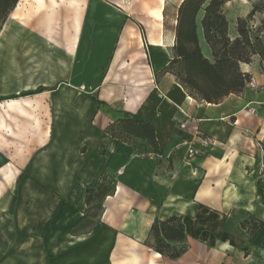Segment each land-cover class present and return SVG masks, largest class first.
<instances>
[{"label": "crops", "instance_id": "obj_1", "mask_svg": "<svg viewBox=\"0 0 264 264\" xmlns=\"http://www.w3.org/2000/svg\"><path fill=\"white\" fill-rule=\"evenodd\" d=\"M182 1L19 0L0 51L28 54L0 62V97L47 89L0 100V264H264V225L255 238L242 225L264 221V62L242 64V94L192 96L165 70ZM125 113L155 124L163 154L108 132ZM181 123L215 139L191 164ZM105 172L115 192L92 217L87 190ZM172 215L187 234L170 242L185 246L176 259L151 232Z\"/></svg>", "mask_w": 264, "mask_h": 264}, {"label": "trees", "instance_id": "obj_2", "mask_svg": "<svg viewBox=\"0 0 264 264\" xmlns=\"http://www.w3.org/2000/svg\"><path fill=\"white\" fill-rule=\"evenodd\" d=\"M230 0H183L178 8L173 58L166 66L185 89L195 98L210 103H218L230 94H242L252 81L251 73L244 71L242 64L250 63L259 54L264 60V44L258 35L248 27V20L237 19V35L231 36L229 20L224 6ZM19 0H0V32ZM250 14L264 9V0L257 2ZM201 35L210 46L211 56H207L201 45ZM47 87L23 91L20 94L1 96L0 100L23 95L36 94ZM115 138L128 142L135 150L133 139L141 141L148 154H163L159 145L155 124L140 119L132 113L112 123L107 128ZM137 151V150H136ZM138 152V151H137ZM139 153V152H138ZM115 176L105 172L95 188L87 190L89 216L97 217L108 195L115 192ZM258 193L264 198L263 189L258 185ZM242 223L255 238L264 221ZM151 232L153 248L164 256L176 259L185 251V246H172L171 241L183 242L186 237L185 224L178 215L162 220L156 218Z\"/></svg>", "mask_w": 264, "mask_h": 264}, {"label": "rangeland", "instance_id": "obj_3", "mask_svg": "<svg viewBox=\"0 0 264 264\" xmlns=\"http://www.w3.org/2000/svg\"><path fill=\"white\" fill-rule=\"evenodd\" d=\"M259 0H230L227 2L224 6V11L226 13V16L229 20V31L231 36L237 35V19L239 17H243L248 20V27L251 30V32L254 35H258L263 44H264V9H260L254 12V14H250L256 4H258ZM264 8V7H263ZM232 21V23L230 22ZM24 21L20 20V18H17L14 22L15 26H23ZM201 41H202V48L204 53L207 56H211V50L208 43L205 41L203 36L201 35ZM0 62H25L24 57L26 54L25 50L23 49H16L12 46V48L5 46L0 51ZM262 57L259 54H256L253 56V59L255 57ZM252 59V61H253ZM263 60V59H262ZM251 61V62H252ZM264 62V60H263ZM6 70L11 69V67L6 66ZM14 104H19V102H12L10 106H13ZM134 145L137 147V151L142 154H148V149L143 147V143L141 141H138L136 139L132 140ZM101 213V211H100ZM100 213L97 217H99Z\"/></svg>", "mask_w": 264, "mask_h": 264}, {"label": "built area", "instance_id": "obj_4", "mask_svg": "<svg viewBox=\"0 0 264 264\" xmlns=\"http://www.w3.org/2000/svg\"><path fill=\"white\" fill-rule=\"evenodd\" d=\"M259 110V104L251 102L247 105V111L250 114H257ZM181 129L183 131L182 143L186 144V161L188 164L201 156L207 154L209 149L213 147L215 139L213 136L203 132L199 126H194L190 135H187L188 124L181 123ZM179 145V144H178ZM259 148L264 150V146L259 143Z\"/></svg>", "mask_w": 264, "mask_h": 264}]
</instances>
